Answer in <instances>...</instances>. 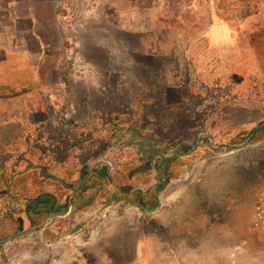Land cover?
Listing matches in <instances>:
<instances>
[{
    "label": "rangeland",
    "instance_id": "rangeland-1",
    "mask_svg": "<svg viewBox=\"0 0 264 264\" xmlns=\"http://www.w3.org/2000/svg\"><path fill=\"white\" fill-rule=\"evenodd\" d=\"M0 63V114L37 85L26 97L44 119L33 147L55 145L63 171L110 148L119 199L80 232L74 212L54 210V228L0 244V264H264V148L252 138L223 149L264 118V0H0ZM3 125L0 191L14 161ZM6 205L0 240L50 218L45 201L15 203L10 216ZM48 238L65 242L63 255Z\"/></svg>",
    "mask_w": 264,
    "mask_h": 264
},
{
    "label": "crops",
    "instance_id": "crops-1",
    "mask_svg": "<svg viewBox=\"0 0 264 264\" xmlns=\"http://www.w3.org/2000/svg\"><path fill=\"white\" fill-rule=\"evenodd\" d=\"M220 42L229 43V40H214L213 46L217 45L219 47V44H221ZM236 50L238 51H232V54H237L239 57L245 53L241 48ZM7 58V56H4L2 63L7 62ZM26 76H29V79L33 80V77L28 75V73ZM4 86H6V83L0 82V87ZM36 86H33L35 87V90ZM32 88H25L23 91L24 93L20 92L18 96H14L15 99L17 97L24 98L25 103L19 101L9 113L5 111V113H2L3 115L0 114V121L4 123L3 126H10L13 129V134L10 140L4 143L3 148L6 150V153L14 158V161L11 162L9 167L7 166V163L9 162H4L3 173L8 176V181L6 185H4L5 189L0 191V199L3 198L17 203H24L36 202L40 197H51L53 201L57 202L70 196L72 199V211H74V213L76 212L75 215L77 216V222H79L82 219L88 218L92 212L97 209L99 201L104 198V192L102 190H109V183L104 172H106L107 175L110 173L107 169L104 171L102 167L90 163V161H75V163L72 162L73 166L76 165L72 170H60L58 166H60V163L62 162H56L53 158L56 149L55 145L52 143L48 144L43 141V148H41L40 153L36 151L38 148L33 147L31 136H34V130L39 131L43 128L40 126V123L44 122V119L41 117L39 120H35L31 114L32 110H34L32 106L35 105H32L33 101L26 97L29 94H32ZM29 90L31 93H27ZM6 97L7 96L5 95H0V102H4ZM42 132L43 131H41V133ZM255 138L256 141L254 145H257L256 147L262 146L260 147L261 149L258 150H263L264 127L257 132ZM22 139L26 144L22 142ZM41 139H43V137ZM38 142L41 143V140ZM8 148L12 149V153ZM71 153L72 152L68 151V155L76 159L75 155ZM58 170H60V172ZM28 176L31 178H26ZM32 177H34L35 180H33ZM19 180L23 181L20 182ZM89 198H91V200L88 201ZM81 202L92 203L91 205H80ZM131 213V208L126 207L123 210V215L125 216L130 215ZM21 214L22 212L18 215L21 216ZM54 227L55 223H52L51 228ZM48 246L52 251L56 250V252L62 255L64 254L63 249L66 247L65 242L61 240L51 242ZM43 260L46 262L47 257Z\"/></svg>",
    "mask_w": 264,
    "mask_h": 264
},
{
    "label": "flooded vegetation",
    "instance_id": "flooded-vegetation-1",
    "mask_svg": "<svg viewBox=\"0 0 264 264\" xmlns=\"http://www.w3.org/2000/svg\"><path fill=\"white\" fill-rule=\"evenodd\" d=\"M263 127H264V124H262L259 127V129L257 130V132L260 131ZM114 131H116V130H114ZM257 132L255 133V135H254L253 138L256 137ZM204 135H206V137L208 136V139H211L212 138L210 134H204L203 132H201L200 133V136H199L200 139H201L200 140V143H204L203 142ZM211 142H213L212 139H211ZM109 149L110 148H108V150H107V148H106V150H104L102 152V155L104 154L103 156L101 154H99L100 155V156H98L99 157V160H98L99 163H94L93 162L95 165H99L100 167H102V169H104V171H105V169H107V171L110 173V174L107 175V173L104 172L105 173V177L107 178L108 183H109V190H106V189L102 190L104 192V196H103L104 198L99 201V203L97 205V209H95L88 218L80 220L79 223L77 222V216L76 215L73 218H69L68 224H69V226H71L73 228H76V230H75L76 232H80V231L84 230L85 227H86V225L88 224V222H90L91 220H94L95 218L99 217L98 214L100 215V213H102V209L104 208V205L105 204L108 203V206L109 207L106 208V210L104 211V213H103L102 216L100 215V218L101 217H107V216L110 217V215H112L111 213H112L113 209L114 208H117L116 203L119 202L118 194H117L118 189H117V186H116L117 185V183H116L117 181H116V177H115L116 176L115 175V173H116L115 170H116L117 162H116L115 157H112V153L109 152ZM113 153L115 154V152H113ZM175 154L176 153L174 151V148H169L168 151H167V154H163V156H161V159H162V161L163 160H166V158H171ZM178 154H179V152H178ZM181 155H183V154H181ZM152 192H153V190H149V192H147L146 194H144L141 197L142 199H139V201L141 202L145 198H149V200H150L151 199V196H153V193ZM120 195L122 196L123 194H120ZM89 200H91V198H89L88 201ZM40 201H45V207H43V208L46 209L45 210V214L47 213V214H50L51 215L52 212H53L52 210H55V209H61L60 210V213H59L61 215H68V214L74 212V211H72V199H71L70 196L68 198L66 197L62 201L60 200V201H57V202L53 201V199L51 197H47V198L40 197L38 199V201L33 202V207L35 209H38V210L40 209V208H38V206L40 205ZM15 203H17V202L10 201V200L7 199V205L3 208V210H4L3 215H5V216H10L11 214L13 215L14 212L16 211ZM91 203L92 202H90V203L81 202L80 205L81 204L91 205ZM59 214L56 215V217L54 218V220L57 219V217H59ZM52 222H53V220H52ZM52 222L50 223L49 227L48 226H46V227H48V228L51 229ZM100 224H103V223H100ZM45 228L43 230H45ZM43 230H41V231L40 230L39 231H34V232H30V233L42 232ZM48 241L49 242H46L47 246L51 243L50 238H48ZM43 256H42V259H41L42 262H44L43 259L45 258V256L44 257ZM46 257H48V255Z\"/></svg>",
    "mask_w": 264,
    "mask_h": 264
},
{
    "label": "water",
    "instance_id": "water-1",
    "mask_svg": "<svg viewBox=\"0 0 264 264\" xmlns=\"http://www.w3.org/2000/svg\"><path fill=\"white\" fill-rule=\"evenodd\" d=\"M262 124H264V118L261 119V120H259V121L256 123V125H255V127H254V130L252 131L251 135L249 136V138H248L246 141H244V142H242V143H240V144H234V145H226V146H223V149H228V150H229V149H231V150H240V149H243V148L247 147V146L250 144V142H251L252 138L254 137L255 133L257 132V130L259 129V127H260ZM200 140H201L200 137H198V138H197V143L200 142ZM209 143L211 144V151H212L211 154L216 155V154H217V151L220 149V147L214 145L213 142H211V140L209 141ZM195 145H196V144H195ZM224 152H225V151H224ZM97 166H99V165H97ZM194 167H195V163H194V164H191V165L188 167V169H187L186 172H185V177H184V178H187V177H189V176L191 175L192 170L194 169ZM180 180H181V179H180L179 177L176 179V181H180ZM56 215H57V213H52V214L50 215L49 220L46 221L45 223H43V224H38V225L32 226V227H30V228L24 229V230H22V231L16 232V233H14V234H12V235H10V236H8V237H6V238L0 240V244H3V243H6V242H9V241H11L12 239H14V238H16V237H19V236L25 235V234L30 233V232L39 231V230L41 231V230H43L46 226H48V225L52 222V220L56 217Z\"/></svg>",
    "mask_w": 264,
    "mask_h": 264
},
{
    "label": "trees",
    "instance_id": "trees-1",
    "mask_svg": "<svg viewBox=\"0 0 264 264\" xmlns=\"http://www.w3.org/2000/svg\"><path fill=\"white\" fill-rule=\"evenodd\" d=\"M44 202V201H43ZM21 220V219H20Z\"/></svg>",
    "mask_w": 264,
    "mask_h": 264
}]
</instances>
